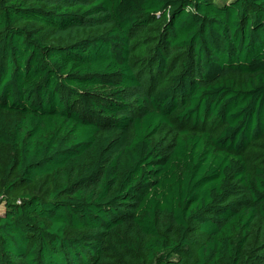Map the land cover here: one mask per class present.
<instances>
[{
	"label": "trees",
	"instance_id": "1",
	"mask_svg": "<svg viewBox=\"0 0 264 264\" xmlns=\"http://www.w3.org/2000/svg\"><path fill=\"white\" fill-rule=\"evenodd\" d=\"M0 264H264V0H0Z\"/></svg>",
	"mask_w": 264,
	"mask_h": 264
},
{
	"label": "rangeland",
	"instance_id": "2",
	"mask_svg": "<svg viewBox=\"0 0 264 264\" xmlns=\"http://www.w3.org/2000/svg\"><path fill=\"white\" fill-rule=\"evenodd\" d=\"M223 1H225V0H223ZM223 2H221V4H222Z\"/></svg>",
	"mask_w": 264,
	"mask_h": 264
}]
</instances>
